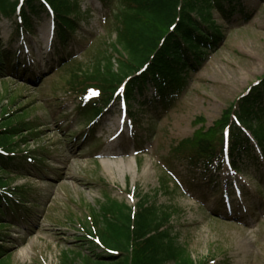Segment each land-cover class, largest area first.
Returning a JSON list of instances; mask_svg holds the SVG:
<instances>
[{
  "label": "rangeland",
  "instance_id": "374dc122",
  "mask_svg": "<svg viewBox=\"0 0 264 264\" xmlns=\"http://www.w3.org/2000/svg\"><path fill=\"white\" fill-rule=\"evenodd\" d=\"M244 1L252 19L235 17L231 27L226 24L224 44L196 72L173 109L162 112L143 100L124 105L115 98L99 119L89 121L77 111L82 100L78 87H71V71L80 65L82 72H93L94 62L111 52L117 0L112 8L101 0H75L82 16L64 53L57 51L49 16L33 37L18 34L16 22L1 19L2 46L21 51L29 72L19 68L15 75L0 76V121L6 113L11 121L31 122L33 130L14 140H28L17 153L45 155L31 154L44 159L43 166H31L9 183L11 189L29 190L34 213L23 225L11 223L8 233L23 240L2 264H62L64 252H75L72 258L80 253L75 264H87L83 256H91L90 238L84 228L90 227L93 210L108 196L135 207L146 194L172 213L169 230L194 264H264L263 150L253 142L240 173L224 166L218 194L189 190L182 181L186 167L171 162L173 147L214 127L264 79V0ZM60 56L69 59L65 66L58 64ZM163 169L172 191L161 188Z\"/></svg>",
  "mask_w": 264,
  "mask_h": 264
},
{
  "label": "trees",
  "instance_id": "16d2710c",
  "mask_svg": "<svg viewBox=\"0 0 264 264\" xmlns=\"http://www.w3.org/2000/svg\"><path fill=\"white\" fill-rule=\"evenodd\" d=\"M101 1L108 8L113 7L114 0ZM244 2L117 0L113 20L116 39L111 44V52L94 62L93 72H82L80 65L71 71V87H78L76 92L82 100L77 111L87 121L99 119L103 109L115 98H122L128 105L143 100L141 104L162 112L173 109L196 72L224 44L226 24L231 27L235 17L244 22L252 19L254 12ZM45 16L53 17L55 45L59 53H64L74 40L82 16L75 0H0V22L1 19L16 22L18 34L37 35ZM60 58L58 64L65 66L69 59ZM113 62L117 63V71ZM27 64L21 51L3 47L0 39L1 78L15 75L19 68L28 71ZM91 93L95 96L89 97ZM247 93L222 114L214 127L207 131L202 128L172 148L171 162L178 161L186 167L182 181L189 190L220 193V172L228 164L240 173V163L255 148L251 136L264 152V79ZM2 118L0 264L23 240L14 239L8 233L12 224L23 225L34 213L29 190L11 189L9 183L31 166L36 169L45 163L41 157L31 156L44 157L42 151L17 153L28 140L27 136L14 140L25 130H33L32 123L23 118L11 121L6 113ZM167 173L160 179L161 188L166 192L172 191ZM8 216L15 220H8L6 224L4 218ZM91 217L90 227L84 228L90 238L91 256H83L87 264H194L185 246L169 230L172 213L151 203L147 194L135 207L108 196L98 211L93 210ZM74 253L64 252L62 264H75L81 254L72 258Z\"/></svg>",
  "mask_w": 264,
  "mask_h": 264
},
{
  "label": "bare ground",
  "instance_id": "6f19581e",
  "mask_svg": "<svg viewBox=\"0 0 264 264\" xmlns=\"http://www.w3.org/2000/svg\"><path fill=\"white\" fill-rule=\"evenodd\" d=\"M228 80H230V78H228ZM130 169V165L128 164L127 167L125 169H123L124 172H126L127 170ZM123 171H121V173H123ZM65 175V174H64Z\"/></svg>",
  "mask_w": 264,
  "mask_h": 264
}]
</instances>
